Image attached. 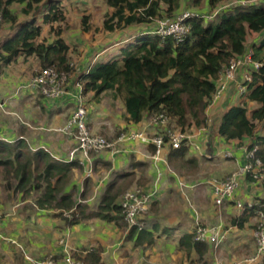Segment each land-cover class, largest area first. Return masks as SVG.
Segmentation results:
<instances>
[{
	"label": "crops",
	"instance_id": "obj_1",
	"mask_svg": "<svg viewBox=\"0 0 264 264\" xmlns=\"http://www.w3.org/2000/svg\"><path fill=\"white\" fill-rule=\"evenodd\" d=\"M98 2L106 6L104 16L112 11L103 0H43L39 8L29 15L22 12L25 5L19 2H14L11 8L19 16L18 24L36 17L37 23L42 26V33L36 39L38 43L43 39L49 42L55 40V35L51 34L49 25L44 21L46 7L52 4L63 7L67 15V22L63 23V36L73 47L70 40L73 37L66 33V27L74 19L72 12L79 11L81 21L83 12L79 9L82 7L92 15L88 10L89 5ZM187 3L183 1L182 12L193 10L187 7ZM18 24L1 25L0 43L16 32ZM80 30L84 34V37H80L81 42L92 41V34L97 33L94 30L85 32L81 24ZM123 33L108 32L117 37ZM114 39V43H111L106 38L97 37L93 46L85 48L81 55H75L76 51H72L75 72L72 73L67 92L56 99L47 98L41 92L26 87L32 76L41 69L40 60L35 55H21L9 65L0 61V137L10 142L23 138L33 151L43 148L56 159L80 160L82 168L73 170V180L63 194H72L77 202L83 204L87 214L98 210L109 183L118 173L135 172L136 180L129 189L142 188L156 192V198L143 217L148 238L151 235L153 242L149 243L148 238L138 242L137 234L140 231L130 237L131 230L126 225L123 224L121 229L115 223L95 215L77 224L67 225L64 219L54 216L56 210L39 208L35 200L22 198L21 203L25 204L19 211L13 213L9 209V212H0V233L3 236L0 243L6 252L9 246L13 247V251L9 248L13 264H27L24 251L35 258L49 254L62 255V239H68L74 255H84L87 251L103 247L102 257L106 264H127L125 259L131 257L128 253L130 249L137 253V264H145V259L150 264H163V260L169 261V264H208L209 261L218 264V259H224L229 264L240 262L246 253L253 252L255 248L254 230L258 215L256 211L245 214L236 203L241 201L264 206V185L242 177L241 185L233 196L219 206L214 201L209 180L225 178L245 162L250 138L227 140L219 133V126L223 114L232 106L246 101L250 109L258 107L257 102L248 101L247 94L242 95L238 90L248 69H239L236 79L228 84L222 96L208 106L207 126L186 131L189 150L180 157L170 158L169 146H165L156 157L157 152L152 150L154 145L149 141L157 131L152 117L145 116L138 123H129L124 102L115 100L110 91L103 94L100 102L93 98V93L88 94L85 100L89 126L94 132L116 141V146L115 149L92 152L89 157L77 152L71 158L70 153L77 145L76 133L62 128L76 106V96L80 93L76 83L80 74L92 63L117 49L116 41L119 39ZM258 39L256 34L250 36L248 41L252 44ZM98 48L103 50L99 51ZM122 129L142 131L145 138L118 141ZM139 180L144 182L140 183ZM17 194L20 192H11L14 198ZM63 194H59L60 197ZM235 219L238 224L234 222ZM197 226H216L223 238L218 245L208 243L209 248L201 255L194 249L188 254L180 240L185 234L195 231ZM8 238L17 240L18 244L8 242Z\"/></svg>",
	"mask_w": 264,
	"mask_h": 264
},
{
	"label": "trees",
	"instance_id": "obj_2",
	"mask_svg": "<svg viewBox=\"0 0 264 264\" xmlns=\"http://www.w3.org/2000/svg\"><path fill=\"white\" fill-rule=\"evenodd\" d=\"M42 1L0 0L3 15L0 27L3 23L18 24L19 16L11 8L14 2L24 4L22 12L29 15L39 8ZM103 1L112 11L106 12L102 28L112 33L123 31L125 35L120 36L116 50L92 63L78 80L83 83L84 96L93 93L97 102L107 91L115 100H122L129 114V123H138L145 116L153 118L164 113L169 118V129L186 132L193 127H205L209 119L207 108L216 91L217 77L229 62L243 54L249 46L254 49L255 59L264 62V0H248L246 4L238 2L224 9L221 7L238 0ZM183 1L188 2V8L203 10L204 14L219 11L212 19L202 15L188 19L191 31L181 41L172 37L163 40L153 33L154 18L176 17L182 12ZM79 10L83 12L80 21L82 29L97 32L92 15L82 7ZM44 21L49 25L51 34L55 35L54 41L43 39L37 43L42 26L37 23L36 17L28 19L18 24L16 32L0 43V61L9 65L21 55H35L41 68L54 67L58 71L74 73L71 54L75 50L63 36L66 9L54 4L46 7ZM256 34L260 35L258 41L250 44V36ZM252 75L253 82L246 98L257 102L258 107L250 109L246 101L232 106L222 116L219 133L227 140L249 137V147L258 146L256 155L264 163V64ZM123 131L126 130L122 129L119 136ZM166 146H169L170 158L184 156L189 150L188 140L179 148L171 144ZM28 149L23 138L10 142L0 137V166L9 174L8 188L22 195L30 192L31 188L38 190L37 206L56 210L54 216L64 219L67 225L77 224L91 215L113 222L121 229L123 224L126 225L119 198L135 182V172L118 173L109 183L98 210L87 214L83 204L77 202L72 194L58 197L73 170L82 168L80 160L63 161L52 157L43 148L34 152L26 151ZM152 150L156 151L155 145ZM138 182L143 183L144 180ZM258 209L264 210L263 204L247 208L245 214ZM69 212L72 216L67 214ZM234 222L238 224V220ZM136 231H140L138 242L148 238L145 228H132L129 236H134ZM194 236L195 231L185 234L180 244L187 248L188 254L194 249L201 255L209 245L195 241ZM148 242H153L151 235ZM103 251V247L99 246L84 255L76 253L75 257L83 264H106Z\"/></svg>",
	"mask_w": 264,
	"mask_h": 264
},
{
	"label": "built area",
	"instance_id": "obj_3",
	"mask_svg": "<svg viewBox=\"0 0 264 264\" xmlns=\"http://www.w3.org/2000/svg\"><path fill=\"white\" fill-rule=\"evenodd\" d=\"M238 2L246 4L248 0H238L221 8L224 9L228 6H233ZM218 11L211 14H200L191 10H185L176 17H157L154 18V28L152 32L160 35L163 40L172 37L177 41H181L191 31V26L187 22L188 19L198 15H202V17L207 19H212L217 15ZM2 19L3 15L0 11V23ZM263 64V61L255 59L254 49L249 46L243 54L233 58L217 77L216 91L212 101L222 96L228 84L236 79L239 69L242 67H246L248 70L244 74V80L239 85L238 90L240 94H246L250 84L253 82L252 72L260 69ZM71 76L72 73L58 71L54 67L41 68L32 76L26 87L41 92V94L47 98L56 99L62 97L67 92V86L70 83ZM76 84L80 90V93L76 96V106L62 128L64 131H74L76 133L77 145L70 153L71 158H74L77 152H82L89 157L91 152L112 148L115 149L116 141L94 132L89 126L88 107L83 94V83L78 81ZM152 121L154 125H156L157 131L149 138V141L156 146V157L167 144L179 148L185 141L188 140L189 143L187 132L167 128L169 118L164 113L153 117ZM141 138H145V134L142 131L128 130L120 134L118 141L137 140ZM257 150V145L253 147H249L248 145L246 148L245 162L242 165L225 178L221 179L214 177L209 180L212 186L214 201L217 205H223L227 199L233 196L236 189L241 185L242 177H246L254 183L264 185V163L257 157ZM227 155H230V153H227ZM58 197H60V195H58ZM155 198V191H148L142 188H131L123 194L120 204L124 211V221L128 229L137 228V230H142L146 228L143 217ZM236 205L242 212H245L247 208L253 206L252 203L246 204L241 201H237ZM67 214L72 216L70 212ZM257 215L258 220L254 230L255 248L253 252L244 257L240 262H234L232 264H264V210L258 209ZM2 237L0 233V238ZM222 238L223 235L220 234L216 226H197L195 229V241L218 245ZM6 240L10 243L18 244L15 239L8 238ZM61 243L64 247L60 257L49 254L42 258H35L23 250L25 258L33 264H83L81 260L75 257L68 239H62ZM19 246L24 249L22 245Z\"/></svg>",
	"mask_w": 264,
	"mask_h": 264
},
{
	"label": "rangeland",
	"instance_id": "obj_4",
	"mask_svg": "<svg viewBox=\"0 0 264 264\" xmlns=\"http://www.w3.org/2000/svg\"><path fill=\"white\" fill-rule=\"evenodd\" d=\"M88 10L90 11V13H92L93 15V22L95 24V26H97L98 30H97V33H94L92 34L91 36V40L92 41H84V42H81L80 41V37H84V34L81 32L80 30V12L79 11H73V18L72 20H70V23L68 24V26L66 27V33L69 34L71 37L70 40L72 42V45H73V48L74 50L76 51V54L75 55H81V53H83V51L85 50V48H91L93 45V41H95L97 39V37H101L102 39L103 38H106V41L107 42H111V43H114L115 39L114 38H117L120 40V36H123L125 35V33H123L122 35H119V37H117L116 35H112V34H108V32H106L102 26H103V18H104V12L106 11V6L101 2H98V3H93L91 5H89V8ZM193 12H198V13H203V10H199V9H193L191 10ZM257 36L260 37V35L258 34ZM94 37H96L94 39ZM78 40V42H76ZM118 41V40H117ZM116 41V42H117ZM114 45V44H113ZM102 48H98L99 51H101ZM103 50V49H102ZM81 51V52H80ZM74 111V110H73ZM77 141V139H76ZM26 151H31V152H34L32 149H28ZM81 173V172H80ZM9 174H7L6 172V169L3 167V166H0V212L1 211H8L9 212V209H12L11 211L16 212V210L19 211V208L22 207L25 203H21V199H31L32 201L36 200V198L40 195V192L38 190H35L33 188H31V191L30 192H26L25 195H14V197L11 196V192H16L14 189L12 188H8L7 185H8V178ZM73 174L71 175L70 177V180L68 181V183H66L61 191L59 192V194H63L64 192H66V188L70 185L69 183H71V181L73 180ZM15 183V181L13 182ZM11 191V192H9ZM9 195H8V194ZM58 194V195H59ZM10 196V197H9ZM20 198V199H19ZM21 203V204H20ZM19 205V206H18ZM4 206H6V208H4ZM9 248L11 249V251H13V247L12 246H9ZM9 248H8V252H6V248L3 247V245L0 243V264H13V261L11 260V258L9 257L10 254V251H9ZM121 248H122V251L124 246L121 244ZM128 253H130L131 257L130 258H126L125 259V262H127V264H137L139 259H138V256L136 255V251L135 250H128ZM252 253V252H251ZM250 252L249 253H246V256L250 255L251 254ZM123 254V252H122ZM134 255V256H133ZM245 256V257H246ZM127 257V256H125ZM38 258V257H36ZM145 264H150L148 263V260L145 259ZM218 264H229V262H226L225 263V260L224 259H218ZM27 264H33L32 262L28 261L26 262ZM163 264H169V261H165L163 260ZM204 264V263H203ZM207 264V263H205ZM208 264H211V262L209 261Z\"/></svg>",
	"mask_w": 264,
	"mask_h": 264
},
{
	"label": "water",
	"instance_id": "obj_5",
	"mask_svg": "<svg viewBox=\"0 0 264 264\" xmlns=\"http://www.w3.org/2000/svg\"><path fill=\"white\" fill-rule=\"evenodd\" d=\"M208 145H209V146H210V148H211V143H209ZM210 153H211V151H210Z\"/></svg>",
	"mask_w": 264,
	"mask_h": 264
}]
</instances>
